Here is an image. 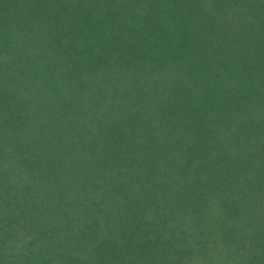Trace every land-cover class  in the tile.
<instances>
[{
	"label": "trees",
	"instance_id": "1",
	"mask_svg": "<svg viewBox=\"0 0 264 264\" xmlns=\"http://www.w3.org/2000/svg\"><path fill=\"white\" fill-rule=\"evenodd\" d=\"M239 1L0 0V264L264 246V0L251 48Z\"/></svg>",
	"mask_w": 264,
	"mask_h": 264
},
{
	"label": "rangeland",
	"instance_id": "2",
	"mask_svg": "<svg viewBox=\"0 0 264 264\" xmlns=\"http://www.w3.org/2000/svg\"><path fill=\"white\" fill-rule=\"evenodd\" d=\"M229 1L232 2L233 0ZM259 3L260 0H248L245 3L244 0H240L238 3L234 2L232 10L227 14V19L230 15L228 35L235 39L241 48L246 47V45L251 48L256 42L258 31H262L259 17L262 18L263 14H261L262 8L258 6ZM126 248L133 250L136 255L142 253L143 256L130 259L126 257L122 260L111 258L106 264H264V255H262L264 246L257 243H252V245L247 243L245 246L217 243L155 247L119 246L116 249L124 250ZM150 249L157 253L144 254ZM85 260L92 259L86 258ZM93 262L95 261L88 264H93ZM94 264H101V261Z\"/></svg>",
	"mask_w": 264,
	"mask_h": 264
}]
</instances>
